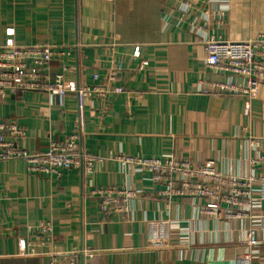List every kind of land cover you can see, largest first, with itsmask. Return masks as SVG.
Instances as JSON below:
<instances>
[{"label":"crops","instance_id":"0c3cea01","mask_svg":"<svg viewBox=\"0 0 264 264\" xmlns=\"http://www.w3.org/2000/svg\"><path fill=\"white\" fill-rule=\"evenodd\" d=\"M259 36L264 0H197L184 13L179 0H0V46H47L56 52L50 74L82 86L113 70L124 91L87 100L80 116L72 95L5 93L0 120L23 130L20 148L41 152L75 135L79 153L103 161L58 178L0 161V264H51L81 248L90 251L83 264H264V190L253 195L254 218L215 220L201 215V200L160 196L147 172L119 161H212L223 174L264 178L252 144L264 140V86L246 110L215 87L229 79L207 66L204 49L211 37ZM99 188L137 195L124 213L103 212L91 196ZM37 222L50 225L48 235L28 230ZM253 224L256 247L246 243ZM20 238L32 254H20Z\"/></svg>","mask_w":264,"mask_h":264},{"label":"built area","instance_id":"2783aa9c","mask_svg":"<svg viewBox=\"0 0 264 264\" xmlns=\"http://www.w3.org/2000/svg\"><path fill=\"white\" fill-rule=\"evenodd\" d=\"M179 1L180 10L184 13L189 12L197 0ZM204 49L207 66L225 72L229 79L215 84V87L224 95L241 98L245 109L249 111L251 101L256 98L259 88L264 86V36L244 41H225L211 37L205 40ZM54 54L56 52L47 46H16L9 43L0 46V101L6 92H42L50 97L72 95L76 99L77 115L80 116L87 100H107L124 92L117 85L113 70L103 74L94 72L91 82L82 86L66 82L62 74H50L49 63ZM22 136L23 130L16 124L0 120V161L23 160L30 174L58 178L63 171L81 168L89 173L103 161L97 156L79 153L75 135L60 143L50 141L45 150L36 153L19 147L18 140ZM252 144L259 148L253 163L264 167V140H256ZM119 161L129 168L147 172L149 180L161 186L160 196L201 200V215L215 220L254 218L256 205L253 195L259 189L264 190L263 177L223 174L212 161L194 166L188 160L127 155L120 156ZM136 195L137 192L130 189L99 188L91 191L92 198L100 202L103 212L113 206L117 214L127 211V201ZM257 228L253 224L246 232V243L251 247L258 245L255 238ZM50 229V225L43 222L28 226L29 231L44 236L48 235ZM18 248L21 255L32 254L34 251L25 238L18 240ZM89 252L81 248L77 253H56L51 257V264H83Z\"/></svg>","mask_w":264,"mask_h":264}]
</instances>
